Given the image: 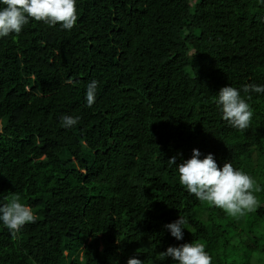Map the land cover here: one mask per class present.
Here are the masks:
<instances>
[{"label": "trees", "instance_id": "16d2710c", "mask_svg": "<svg viewBox=\"0 0 264 264\" xmlns=\"http://www.w3.org/2000/svg\"><path fill=\"white\" fill-rule=\"evenodd\" d=\"M195 1L77 0L71 30L31 20L0 38V203L40 215L0 223V264H176L161 252L191 241L212 264H264V93L242 91L264 84V4ZM228 84L253 110L244 130L216 103ZM193 148L250 174L260 206L233 217L190 193L168 158ZM179 215L178 241L164 225Z\"/></svg>", "mask_w": 264, "mask_h": 264}, {"label": "clouds", "instance_id": "9594fccd", "mask_svg": "<svg viewBox=\"0 0 264 264\" xmlns=\"http://www.w3.org/2000/svg\"><path fill=\"white\" fill-rule=\"evenodd\" d=\"M259 3L264 4V0H259ZM31 20L71 30L78 20L77 0H0V38L20 34ZM97 86L98 81L95 79L86 85L85 98L89 107L96 100ZM242 91L249 95L252 92L264 93V84L247 83ZM216 94V103L228 125L239 130L248 128L253 110L241 95V89L228 84ZM79 120V116H61L65 128L77 125ZM168 161L169 166L176 165L180 183L190 193L195 194L200 201L222 208L230 216H243L260 206L255 193L261 191V185L250 174L233 167L227 160L218 166L211 152L204 155L198 148H193L189 158L178 161L177 156H172ZM36 220L37 214L19 195H13L7 202L0 203V223L13 234L19 233L26 224L35 223ZM187 223L186 218L179 215L164 227L179 241L183 239ZM161 255L174 260L176 264H212L211 254L200 242L170 245ZM126 264H144V261L132 256Z\"/></svg>", "mask_w": 264, "mask_h": 264}, {"label": "rangeland", "instance_id": "374dc122", "mask_svg": "<svg viewBox=\"0 0 264 264\" xmlns=\"http://www.w3.org/2000/svg\"><path fill=\"white\" fill-rule=\"evenodd\" d=\"M196 3H197V1L190 0V6H191L192 9L194 8V6H195ZM191 54H192V51L189 52V55H191ZM31 80H32V78H31ZM28 88L29 87H27V89ZM6 122H7V118L0 119V133H1L2 128L5 126ZM36 214H37V217L40 216L39 213H36ZM261 232H264V229H262ZM251 237H253V235H251ZM240 239L245 240V243L248 242L247 241V238L244 235ZM233 242H234L233 244H236L238 242V239H234ZM252 256H253V259H255V260L256 259H264L263 256L261 257L260 255H256V254H253Z\"/></svg>", "mask_w": 264, "mask_h": 264}]
</instances>
